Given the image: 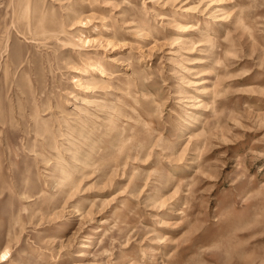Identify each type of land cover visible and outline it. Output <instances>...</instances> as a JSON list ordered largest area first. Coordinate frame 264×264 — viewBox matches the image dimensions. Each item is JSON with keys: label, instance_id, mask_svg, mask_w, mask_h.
I'll list each match as a JSON object with an SVG mask.
<instances>
[{"label": "rangeland", "instance_id": "1", "mask_svg": "<svg viewBox=\"0 0 264 264\" xmlns=\"http://www.w3.org/2000/svg\"><path fill=\"white\" fill-rule=\"evenodd\" d=\"M92 1L97 17L71 30L87 42L62 57L66 44L4 32L16 0H0V264H264V0H130L158 32L124 23L121 41L104 24L128 3ZM181 14L201 18L192 49ZM114 58L144 115L122 152L97 145L85 165L64 135L43 139L89 93L121 105L128 84L101 85L93 65Z\"/></svg>", "mask_w": 264, "mask_h": 264}, {"label": "bare ground", "instance_id": "2", "mask_svg": "<svg viewBox=\"0 0 264 264\" xmlns=\"http://www.w3.org/2000/svg\"><path fill=\"white\" fill-rule=\"evenodd\" d=\"M95 2L96 1L92 0H16L15 5L13 6L14 8L11 11L12 17L5 25L4 32L7 31V29L12 28L17 30L16 32L20 33L25 39L48 48L66 44L67 47L65 46V51L62 54V57H64V55L69 54L72 51L71 48H73V46H83L80 41L84 43L87 42L86 38H84L83 41L81 38H79L78 41L77 38L75 40V37L71 36V30L84 23L85 20L88 22L89 20L91 21L97 17V13L94 11L95 7H93ZM123 2L128 3V6L119 10V13L116 14L114 21L104 24L107 28H111L112 25L116 27L115 29L113 28L114 31L111 32L109 38L111 37L114 40L116 39L117 41H121L122 37L118 29L123 28L124 23L130 22L134 23L128 25L136 29V34L153 35L158 32V26L156 24H146L149 19H143L137 16L138 13L132 6V1L123 0ZM55 4L58 5V7H56ZM57 9L62 12L61 19L58 20L56 24H52L51 22H53V16H50V13H54ZM150 9L152 10L151 12L155 13L156 9ZM89 11H93V13L86 14ZM127 11H130L129 15L125 14ZM163 14H166L169 17L176 15L168 10L166 13L157 12L156 14L151 15L150 18L158 17V19H163ZM181 17L182 20L186 19L190 22L181 26L182 32L177 33L176 39H187V48L192 49L195 47L194 44L196 43L193 41L195 40L194 36L196 34L201 35L203 33L201 29L195 30V28H193L196 25L194 20L197 19L200 21L201 18L195 17L194 14L187 16L182 15ZM169 20V23H172V18H169ZM205 23H207V21H205ZM211 40H214L213 36H211ZM201 50L204 51L206 49L201 48ZM213 58L216 61L220 58V52L218 50H214ZM115 59L117 58H114V60H106L108 63L94 62L93 65L96 66V70L101 72V78L103 79L100 80L101 85L107 83L108 79H113V77L109 74L114 75V73H116L115 77L119 78L123 84H128V88L122 90L124 92L118 91L121 95L118 96L116 100L120 101L121 105H112L111 102H108L102 96L105 93L93 96L89 93L81 98L86 106L76 108L79 112L78 118L65 121L66 127H68L66 131L61 133L62 124L60 121V124H58L59 128L56 129L57 132L54 133L52 137L49 136L52 139L50 140L48 137L43 139V142L51 141V143H54V139L56 137L55 134L59 133L60 136L64 135L65 138H63V144H67L66 149L73 161L79 160L85 165H90L91 163L87 162V159L89 156H92L93 152H95L94 148L97 145L99 148H112V150H109V154H113L114 151L122 152L129 138L139 132L138 128L140 127L141 118L144 114L140 111L141 100L138 93H142V91L139 90V92H137L135 89L129 88L131 83L136 80L135 76H123V74L115 72L118 71L116 65L118 61ZM107 64H110V66ZM207 65L208 63L206 65L200 64V66ZM214 67L216 68V66ZM129 69H131L132 72L135 71L134 66ZM104 76H108V79L104 78ZM89 81H91V79ZM93 83L94 82H89L87 86L92 87L94 85ZM118 88L121 87L119 86ZM198 103L199 104L194 106V108L204 105L202 104L203 100H198ZM216 108L217 104L214 109L216 110ZM185 110L186 115L192 118L194 117L196 121L200 120V116H196V114L192 112H187V109ZM126 119L132 121H129L126 124V122H124ZM45 120L46 119L43 121ZM127 126H129V130H127ZM106 153L107 151H105L104 154ZM79 154H82L83 158H78L77 155ZM94 154H96V152ZM45 160L48 161V159ZM70 179V174H67L63 184H67L65 182ZM14 225L15 220L11 218L8 219V229H12ZM85 255V251H80L77 256L80 257Z\"/></svg>", "mask_w": 264, "mask_h": 264}]
</instances>
